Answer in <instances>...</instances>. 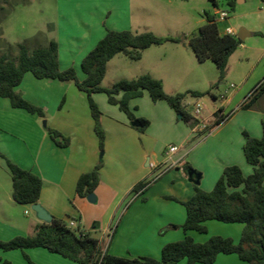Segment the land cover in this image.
I'll return each instance as SVG.
<instances>
[{"label":"crops","instance_id":"crops-1","mask_svg":"<svg viewBox=\"0 0 264 264\" xmlns=\"http://www.w3.org/2000/svg\"><path fill=\"white\" fill-rule=\"evenodd\" d=\"M239 1L240 3L246 2V0ZM97 2L98 0H66L63 12L64 21L56 26V38L48 41L49 43L54 40L58 43L60 70L66 71L74 68L81 81L86 78L82 71L83 59L105 37L107 31L140 33L135 30L131 12L132 0H122L123 9L116 8V4H113L112 1L103 7ZM89 5L91 6L89 7ZM108 14H113L114 19L110 17L105 21ZM205 23L203 22V25ZM223 30L220 28L221 33ZM234 32L237 38L239 34H242L243 38L239 39L242 44L255 36L252 31L244 29L239 33ZM261 33L257 32L256 35H261ZM170 44L173 43L146 50L142 59L137 62L139 64L137 66H147V69L144 70L146 72H143L142 75H151L161 80L164 89L166 88L165 80L157 73L162 71L166 64L160 58L161 52L169 51ZM173 45L178 46V49H174L178 56L170 60L174 65L182 68L183 63H186L183 52H187L190 44ZM250 76L245 78L240 91H234L225 99L222 98V105L218 109L212 110L208 119H203L201 122L206 126H212L220 116L227 117V120L208 133L196 132L194 128L191 131L183 130V136L179 139V152L163 159L158 152V144L152 136V130L159 127V133L170 132L178 136L179 125L175 119V112L168 104V107L161 103L153 105L155 115L158 116L150 117V125L144 133H141L136 126L131 124L127 115L118 106L108 102L107 96L103 97L100 93L94 94L93 100L102 113L101 125L106 133L105 151L101 154L87 95L78 90L72 82L52 79L39 80L32 73H27L16 92L29 103L45 111L46 126L43 124L44 120L37 115L16 109L8 99L0 98V218H2L0 219V240L10 241L17 236L34 235V232L30 235L7 224L13 221L15 206L31 210L32 206H22L14 202L13 190L9 192L7 184H5L7 178L12 181L6 159L37 175L42 180L43 188L39 205L53 218L67 221L68 217L75 219L76 226L81 225L84 204L89 202L87 198H79L76 195L78 181L82 175L91 172L100 161H103L104 167L100 173V184L94 193L97 196V201L100 198L99 191L102 186H107L124 196L127 195L125 199L130 197L136 185L146 182L150 171L156 172L169 164L172 165L169 170H174L173 173L160 184L149 189L146 197L151 194L154 197L155 195L161 197L163 193L160 191L163 183L173 181L175 184L180 183L182 187L181 194H178V191L175 192L177 199L179 197L183 202L190 200L195 195L196 185L186 182L183 175L185 173L184 164L189 165L202 175L200 188L206 192L214 189L225 168L229 166H238L246 177L250 176L253 173V167L247 162L244 154L245 138L243 133L246 132L251 137L260 139L263 135L264 125V105L260 104L264 100V95L256 101L253 108L249 110L241 108L249 97L242 100L247 92V90L244 92L243 90L247 86ZM121 97L119 96L118 99ZM143 97L145 100L151 99L147 92H144ZM236 100L242 101L240 106L230 116H226ZM62 103L63 106H61ZM47 127L68 138L69 145L67 147L57 146L48 134ZM196 134L201 138L194 140ZM128 161L129 170H125L123 169L124 163ZM185 176L188 178V175ZM160 197L155 198L152 204L150 200L145 203L134 202L123 217L127 231H130L129 241L137 248L138 258L148 256L145 254L148 252H154L155 258H157L167 243L178 242L182 239V236L178 235V225H181V219H183L182 211L178 210L176 203L165 201ZM35 218L32 231L44 223L37 216ZM153 223H157L158 229L165 230L167 240L159 237L153 241L152 236L157 235L151 231L150 225ZM116 236L117 232L112 243ZM150 240L155 244L147 245L146 243ZM120 241L121 239H118V242ZM101 244H103L102 241ZM145 246H149L150 250L143 249ZM20 256L29 263L40 260L44 262L43 264H51L54 262L55 256L59 255L52 254L42 248L26 250L25 253L0 251V264H12V259L16 258L19 261ZM113 256L118 257L117 254H113ZM230 258L234 264H243L235 257Z\"/></svg>","mask_w":264,"mask_h":264},{"label":"trees","instance_id":"trees-1","mask_svg":"<svg viewBox=\"0 0 264 264\" xmlns=\"http://www.w3.org/2000/svg\"><path fill=\"white\" fill-rule=\"evenodd\" d=\"M225 1L233 8L237 0ZM209 2L215 9L219 7V0ZM205 18L206 23L190 39L189 44L198 62H213L219 71L220 80H223L229 60L242 41L235 35H223L215 15L206 14ZM168 43L182 44L183 39L159 37L150 31L133 33L109 30L83 59L82 71L86 75L83 81L78 78L74 68L60 70L56 41L51 40L47 45L33 51L25 44H19L15 58L0 57V98L8 99L16 109L25 110L46 120V113L42 108L29 103L16 92L24 76L32 73L39 80L52 79L74 83L78 90L87 95L101 152L105 151L106 133L101 125L102 113L93 100L94 94H106L108 102L118 106L141 133L145 132L150 122L136 118L129 103L142 97L144 92H147L154 102L165 101L177 115H182V121L195 128L198 121L184 109L186 94H167L163 82L151 75H143L135 80H120L110 88L102 87L108 65L116 56L123 54L130 60L139 62L146 50ZM190 94L195 98H202L210 92ZM263 95L264 84L254 89L241 108H253ZM119 96H122L121 99H118ZM225 120L227 117H218L214 125L206 126V131H212ZM46 130L57 146L69 145V139L58 131L49 127ZM243 135L244 154L247 162L253 167V173L246 177L238 166H229L225 168L212 191L206 192L196 185L195 195L182 202L186 210V220L182 227L185 238L166 245L162 249L161 260L112 256L103 251L99 239L81 230L80 226L70 227L69 222L75 221L71 217H68V221L54 218L50 224L42 223L36 227L32 236H17L10 241L0 240V251L25 253L26 250L42 248L77 264H181L182 261H186V264H214L218 256L233 254L237 255L243 264H264V125L260 139L253 138L246 132ZM6 162L12 176L14 202L22 206L37 205L42 193V180L8 159ZM103 167L104 163L100 161L91 172L80 177L76 189L79 198L84 199L95 193L100 184ZM189 170L192 168L186 165L184 172L187 174ZM145 188L146 184L142 182L136 185L132 192H140ZM212 221L244 225L240 242L235 244L232 239L213 237L201 244L189 236L190 232L207 233L205 224ZM25 258L29 261L26 255Z\"/></svg>","mask_w":264,"mask_h":264},{"label":"rangeland","instance_id":"rangeland-1","mask_svg":"<svg viewBox=\"0 0 264 264\" xmlns=\"http://www.w3.org/2000/svg\"><path fill=\"white\" fill-rule=\"evenodd\" d=\"M65 1L66 0H0V57L4 56L9 59L15 58L18 55L19 44H25L30 51H33L41 46H45L50 39H55L56 26L64 21L63 12L66 6ZM110 1L116 4V8L123 9L122 0H116V2L115 0H98L97 3L103 7L109 5ZM90 6L91 5H89V7ZM131 7L135 30L137 32L143 33L150 31L159 37L181 38L183 39L182 44H188L190 42V39L198 32L203 22H206V14L216 15L217 11L224 12L229 17L228 21L219 23L221 30L226 27H231L237 33L242 29L255 33L254 37L243 42L242 46L231 56L223 80H220L216 65L211 61L204 63L198 62L190 46H188L187 52H183L186 57V63H183L182 68L178 67V65H174L172 60H170L178 56V54L174 52V49H178V46L170 44L171 48H169V51L164 50L161 52L160 58H162L166 64L164 69L157 74L162 76L165 80V92L169 95L186 94L184 105L187 108V112L194 119H196L194 116V108L197 103L204 105V110L200 118L203 120L209 116L212 110L218 109L222 105V98L225 99L234 91H240L243 88V81L247 76L251 75V78L243 90V92L245 90H247V92L242 97V100L250 96L254 89L263 81V0H246L244 3H240V1L237 0L233 8L228 6L225 0H219V7L217 9L213 7L209 0H190L187 2L182 0H132ZM97 14L96 17H98ZM110 17L114 19L113 14H108L106 18L104 17V20L107 21V18ZM257 32L262 33L261 35H256ZM137 65H139L137 62L130 60L123 54L116 56L115 60L108 65V72L102 87L110 88L120 80H135L143 76L142 74L146 72L144 70L147 69V66ZM190 92L204 94L210 92V94L202 98H195ZM100 94L103 97L106 96L104 93ZM147 99L149 100H145L142 96L136 100L134 99V101L131 100L133 103L130 101L129 107L136 118H143L149 121L151 120L149 119L150 117L153 118V116H158L155 115L153 108V105L157 103H161V105L168 107L165 101L154 102L150 98ZM238 101L239 100L235 101L231 109L226 113V116H230V114L240 106L239 104L242 101ZM260 104L264 105V100L261 101ZM174 115L179 125L178 136L170 132L159 133V127L152 130V136H154L155 142L158 144V152L162 155L163 159L168 157V153L172 147H180L179 139L183 136V130L187 129L191 131L193 129L190 124L182 121L179 115L175 113ZM44 122H46V120H44ZM199 138L201 137L198 134L194 136V140ZM103 153L104 152H101V154ZM124 165L125 167H123V169L129 170V161L125 162ZM185 166L184 164L183 169ZM171 167L172 165L169 164L156 172L150 171L145 182L146 188L140 192H132L131 196L126 197V199L125 196L127 195L124 196L107 186H102L99 191V200L96 203L85 202L84 204L83 221H81L80 225L81 230L101 240L103 243L101 244L103 251L108 252V254L112 256L113 254H117L118 257L121 258H138L139 255L136 252L137 248L129 241L130 231H127L125 226L126 223L125 221L123 222V217L134 202L140 201L141 203H145L147 200H150L152 204L155 198H158V196L160 197V195H155L154 197L152 194L146 197V194L149 189L160 184L167 176L173 173L174 170H169ZM183 175L186 182L193 185L189 181V178L185 176L188 174L183 173ZM6 181L5 184H7V188L10 192L13 190L12 181L8 178ZM176 191H178V194H181V184L167 181L163 183V187L160 191L163 195H161L160 198L165 201L176 203L178 205V210L183 213L181 225H178V235L182 236V239L178 240L179 242L185 238L182 227L186 220V213L185 207L182 205L183 201H181L179 197L177 199V195L175 194ZM79 206L82 207L83 205L81 204ZM15 207L16 208L13 210V221L7 224H10L11 227L17 228L24 233L27 232L31 235L32 232H34L35 234L36 228L35 231H32V225H34L33 223L36 221L35 213L29 208H21L20 206ZM205 226L207 228V233L199 234L190 232L189 236H191L195 242L201 244L213 237L232 239L235 244H238L244 228L242 224H225L216 221L208 222ZM150 228L151 231L157 234V237L152 234L153 241L156 240L155 238L159 237L165 240V230L161 228L158 229L157 223L150 225ZM116 232V239L112 243ZM118 239H121V241L118 242ZM167 239L168 237L166 240ZM153 243L154 242L150 240L146 244L149 245ZM168 244L171 243H167L166 245ZM143 249H146V251L150 250L149 246H145ZM145 254L148 256L144 257L161 260V255L155 258L156 254L154 252ZM20 257L19 261L16 258L12 259V264L32 263L27 262L22 256ZM230 257H235L240 260L237 255H223L219 256L214 264H234ZM33 263L43 264L44 262L37 260L33 261ZM51 264L75 263L55 256V260ZM181 264H186V261H182Z\"/></svg>","mask_w":264,"mask_h":264},{"label":"built area","instance_id":"built-area-1","mask_svg":"<svg viewBox=\"0 0 264 264\" xmlns=\"http://www.w3.org/2000/svg\"><path fill=\"white\" fill-rule=\"evenodd\" d=\"M216 22L219 24V23H223V22H226L228 21L229 17L226 13L224 12H220V11H217L216 12ZM223 35H235V32L232 28L230 27H227L223 30L222 32ZM262 84H264V79L263 81L258 85V86H261ZM184 109L185 111H187V108L186 106L184 105ZM204 110V105L201 104V103H197L195 105V108H194V116L196 118V120L198 121V124L197 126L194 128V130L196 132H205V133H208L209 131H206V125H204V123L201 122V115H202V112ZM179 152V147H172L168 153V155H173V154H176ZM69 225L70 227H75L76 223L75 221H70L69 222Z\"/></svg>","mask_w":264,"mask_h":264},{"label":"water","instance_id":"water-1","mask_svg":"<svg viewBox=\"0 0 264 264\" xmlns=\"http://www.w3.org/2000/svg\"><path fill=\"white\" fill-rule=\"evenodd\" d=\"M242 34H239L238 35V39H242ZM179 118L182 119V115H179ZM44 126H46V122L43 123ZM188 174V178H189V181L197 186L200 185V180H201V177L202 175L200 173H198L197 171L195 170H189L187 172ZM87 200L90 202V203H96L97 199H96V196L94 194H91L87 197ZM32 210L34 211V213L36 214L37 218L44 222V223H47V224H50L53 222V217L39 204L37 205H33L32 206Z\"/></svg>","mask_w":264,"mask_h":264}]
</instances>
